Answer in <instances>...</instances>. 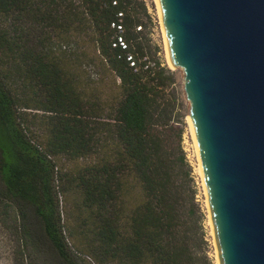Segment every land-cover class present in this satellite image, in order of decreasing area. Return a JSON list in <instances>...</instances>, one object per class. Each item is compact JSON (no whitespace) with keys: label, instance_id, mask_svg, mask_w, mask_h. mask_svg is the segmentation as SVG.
Returning <instances> with one entry per match:
<instances>
[{"label":"trees","instance_id":"16d2710c","mask_svg":"<svg viewBox=\"0 0 264 264\" xmlns=\"http://www.w3.org/2000/svg\"><path fill=\"white\" fill-rule=\"evenodd\" d=\"M131 4L0 0V15L11 21L0 25V198L17 210L22 248L42 264H82L68 244L58 195L75 187L96 217L91 252L98 260L206 264L173 72L144 60ZM119 13L128 50L112 46ZM59 27L90 31L114 74L109 120H100L102 103L81 96L51 54L47 44ZM24 108L42 114L29 117ZM33 119L42 141L30 133ZM99 154V162L77 169L58 164Z\"/></svg>","mask_w":264,"mask_h":264},{"label":"water","instance_id":"95a60500","mask_svg":"<svg viewBox=\"0 0 264 264\" xmlns=\"http://www.w3.org/2000/svg\"><path fill=\"white\" fill-rule=\"evenodd\" d=\"M217 264H264V0H155Z\"/></svg>","mask_w":264,"mask_h":264},{"label":"rangeland","instance_id":"374dc122","mask_svg":"<svg viewBox=\"0 0 264 264\" xmlns=\"http://www.w3.org/2000/svg\"><path fill=\"white\" fill-rule=\"evenodd\" d=\"M129 9H131L132 18L139 21L136 23L135 30L140 32L137 40L144 50V60L155 68L159 66L173 72L174 82L171 84L170 89H173L176 93L177 109L183 120V147L186 160L190 166L191 185L200 216L201 232L204 238L203 252L206 256L205 262L206 264H217L205 193L186 119L189 113V102L184 92V72L181 68L173 69L167 62L156 1L132 0ZM10 23V20H6L0 15V25L8 26ZM139 26H141V29H138ZM132 30L134 31V29ZM54 34L50 44H47L51 54L61 62L64 71L73 79L74 86L81 96L97 104L102 103L100 120H109L106 114L110 109L111 86L114 84L115 76L110 71L106 61L102 60L92 34L90 31L81 32L79 29L66 33L62 27L57 28ZM123 34L125 35L124 32ZM129 53L133 54L130 49ZM12 80L16 90L22 92L24 88L20 80L17 77ZM22 110L29 113V117L33 114H42L41 111L36 109L24 108ZM28 124L32 136L36 140L42 141L39 136L41 130L40 120L33 119ZM107 149L110 155V146ZM100 160V154L75 162L66 160L65 157H59L58 164L62 167V170L66 171ZM58 195L62 223L66 230L68 244L74 253L79 256L81 263L117 264V261H114L111 256H107L105 261H101L91 252L97 221L93 211L84 208V205H82V191L75 187L74 190L61 192ZM44 261L45 259L43 260L42 257L39 258L33 253L28 254V251L22 248L17 210L13 205L0 198V264H42Z\"/></svg>","mask_w":264,"mask_h":264},{"label":"built area","instance_id":"2783aa9c","mask_svg":"<svg viewBox=\"0 0 264 264\" xmlns=\"http://www.w3.org/2000/svg\"><path fill=\"white\" fill-rule=\"evenodd\" d=\"M122 13H119V18L116 21L112 22V27L116 28L117 33L114 35L112 39V46L119 48L121 50H128V42L126 41V37L123 34L124 32V27L122 23ZM138 29H141V26L138 27ZM127 60L130 61L131 66H137L136 60L134 59V55L132 53H129L127 51Z\"/></svg>","mask_w":264,"mask_h":264}]
</instances>
